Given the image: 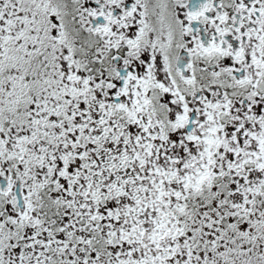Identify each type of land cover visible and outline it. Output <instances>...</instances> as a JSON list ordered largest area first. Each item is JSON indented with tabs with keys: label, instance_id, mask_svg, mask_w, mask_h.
Returning a JSON list of instances; mask_svg holds the SVG:
<instances>
[{
	"label": "snow or ice",
	"instance_id": "obj_1",
	"mask_svg": "<svg viewBox=\"0 0 264 264\" xmlns=\"http://www.w3.org/2000/svg\"><path fill=\"white\" fill-rule=\"evenodd\" d=\"M0 264H264V0H0Z\"/></svg>",
	"mask_w": 264,
	"mask_h": 264
}]
</instances>
